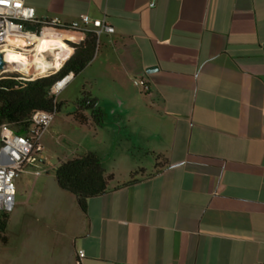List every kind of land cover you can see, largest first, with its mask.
<instances>
[{"label":"crops","instance_id":"1","mask_svg":"<svg viewBox=\"0 0 264 264\" xmlns=\"http://www.w3.org/2000/svg\"><path fill=\"white\" fill-rule=\"evenodd\" d=\"M25 3L39 19L86 14L115 29L86 68L108 81L110 95L92 98L114 180L83 212L36 177L43 215L57 210L47 264H264V0Z\"/></svg>","mask_w":264,"mask_h":264},{"label":"built area","instance_id":"2","mask_svg":"<svg viewBox=\"0 0 264 264\" xmlns=\"http://www.w3.org/2000/svg\"><path fill=\"white\" fill-rule=\"evenodd\" d=\"M29 27H34L35 30ZM114 32V27L106 19H93L86 14L71 22H65L59 17L39 19L36 16V9L26 5L25 0H0V51L6 62L5 69L0 71V79L16 75L18 80L30 82L52 75L74 55L75 46L83 43L87 37L96 36L99 46L103 35ZM17 39H22L24 45L13 43ZM58 42L62 43L66 53H69L68 59L59 68H51L46 75H39L37 70L27 74L19 64L6 59L5 49L8 48L23 57L31 66L35 57H44L51 61L55 52L61 53V49L56 48ZM73 79L74 74L70 73L58 80L51 87L50 95L56 98ZM132 82L142 93L150 91V84L146 80L133 79ZM56 113V109L51 112L33 113L23 132L8 124L0 127V213L9 214L14 210L16 180L22 173H29L35 177L47 173L42 162L43 146L40 140ZM77 256L78 259H82L85 255L83 251H79Z\"/></svg>","mask_w":264,"mask_h":264},{"label":"rangeland","instance_id":"3","mask_svg":"<svg viewBox=\"0 0 264 264\" xmlns=\"http://www.w3.org/2000/svg\"><path fill=\"white\" fill-rule=\"evenodd\" d=\"M102 40L100 38V41ZM99 50L100 48L97 49L95 57L99 54ZM96 76L102 78V81L98 80L95 83L94 78ZM105 79L106 76L99 75L97 67L94 65L77 75L56 97L57 102L63 106L61 111L55 114L51 125L40 140V144L43 146L42 162L47 170L40 181L47 179L50 183L54 182L57 185L55 169L61 162L83 156L88 152L94 153L97 157H103L102 154L110 145V136L107 132H103L93 120L88 126L80 125L75 120L74 113L78 104L88 95L91 97L110 95L107 86L108 81L104 82ZM130 86L133 90L141 92L133 83H130ZM91 114L92 112L88 111L87 116L91 118ZM121 158L124 159L123 156ZM123 164L125 163L122 162ZM122 165L118 169L119 174L125 172V166L122 167ZM35 179L36 177L29 173H22L16 180V206L9 213L10 220L8 219L5 231H0V264H47L50 249L55 251L59 259L60 249L57 250L56 244L54 242L49 243V238H45L46 233L47 235L51 234L52 240L57 238V233L51 228L54 222L53 217H57V210L51 211L50 209L48 216L43 215V212L47 213L45 206L48 205V201L42 195L43 184L35 183ZM29 229L32 231L40 230L42 236L40 237L39 233L33 232L28 241L26 232ZM45 231L47 232L45 233ZM33 239L34 243L32 242L30 245ZM24 244L30 246L23 249ZM35 249L37 250L36 253H34ZM62 255L65 256V253Z\"/></svg>","mask_w":264,"mask_h":264},{"label":"trees","instance_id":"4","mask_svg":"<svg viewBox=\"0 0 264 264\" xmlns=\"http://www.w3.org/2000/svg\"><path fill=\"white\" fill-rule=\"evenodd\" d=\"M97 48L98 39L91 35L75 46L74 55L52 75L30 82H22L16 75L0 79V127L8 124L23 132L33 113L55 109L60 112L63 104L50 95L51 87L70 73L75 78L83 72L94 59ZM53 66L56 67V61ZM96 102L88 95L78 104L74 118L80 125L88 126L92 120L97 122L100 118ZM88 111L92 112L91 118L85 115ZM55 177L62 190L76 197L83 212L87 211V201L108 192L114 180V176L105 171L102 160L92 152L61 162L55 169ZM8 219L9 214L0 213L1 232L5 231Z\"/></svg>","mask_w":264,"mask_h":264},{"label":"bare ground","instance_id":"5","mask_svg":"<svg viewBox=\"0 0 264 264\" xmlns=\"http://www.w3.org/2000/svg\"><path fill=\"white\" fill-rule=\"evenodd\" d=\"M13 43H18V45H24V41L22 39H17ZM47 44V43H45ZM44 44V45H45ZM57 49H61V53L57 54L55 52L54 58L49 61L46 58L42 57H35V60L32 63V66L29 65L25 59L19 55H17L12 49L6 48L5 52L6 54V59L10 61L11 63H17L21 66L22 70L26 72L27 74H32L34 73L35 70L38 71L40 75H46L48 74L49 71H51V68L57 69L61 66V64L68 59L69 53H66V50L64 49V46L62 43L58 42L57 44ZM53 61H56V67L53 66Z\"/></svg>","mask_w":264,"mask_h":264},{"label":"water","instance_id":"6","mask_svg":"<svg viewBox=\"0 0 264 264\" xmlns=\"http://www.w3.org/2000/svg\"><path fill=\"white\" fill-rule=\"evenodd\" d=\"M29 29L35 30L34 27H29ZM5 67H6L5 58H4L3 54H2V52L0 51V71L1 70H4ZM157 70H158V67L157 66H151V67H148L146 69V72L150 74V73H153V72H155Z\"/></svg>","mask_w":264,"mask_h":264}]
</instances>
